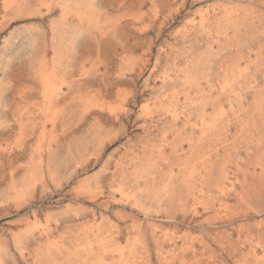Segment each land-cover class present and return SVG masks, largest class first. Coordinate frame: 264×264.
<instances>
[{
	"label": "rangeland",
	"instance_id": "1",
	"mask_svg": "<svg viewBox=\"0 0 264 264\" xmlns=\"http://www.w3.org/2000/svg\"><path fill=\"white\" fill-rule=\"evenodd\" d=\"M0 264H264V0H0Z\"/></svg>",
	"mask_w": 264,
	"mask_h": 264
}]
</instances>
